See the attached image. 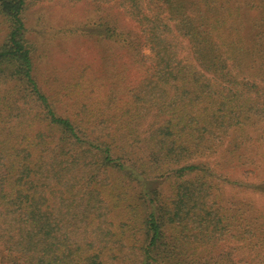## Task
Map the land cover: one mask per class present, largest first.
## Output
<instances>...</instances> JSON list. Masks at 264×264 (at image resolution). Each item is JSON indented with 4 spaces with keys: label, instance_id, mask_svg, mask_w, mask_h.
I'll use <instances>...</instances> for the list:
<instances>
[{
    "label": "trees",
    "instance_id": "1",
    "mask_svg": "<svg viewBox=\"0 0 264 264\" xmlns=\"http://www.w3.org/2000/svg\"><path fill=\"white\" fill-rule=\"evenodd\" d=\"M63 1L43 73L0 0V264H264V0Z\"/></svg>",
    "mask_w": 264,
    "mask_h": 264
},
{
    "label": "rangeland",
    "instance_id": "2",
    "mask_svg": "<svg viewBox=\"0 0 264 264\" xmlns=\"http://www.w3.org/2000/svg\"><path fill=\"white\" fill-rule=\"evenodd\" d=\"M29 36L38 55L39 69L43 73L63 72L68 69L69 56L75 61L93 60L85 46L79 47L78 37L73 38L67 30L77 28L84 19L81 5L71 6L63 0H26ZM63 31V33H61ZM6 32V27L0 18V41ZM43 64V65H42Z\"/></svg>",
    "mask_w": 264,
    "mask_h": 264
}]
</instances>
